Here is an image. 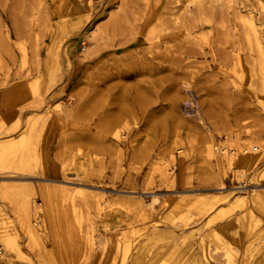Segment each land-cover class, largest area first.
<instances>
[{
    "label": "rangeland",
    "instance_id": "1",
    "mask_svg": "<svg viewBox=\"0 0 264 264\" xmlns=\"http://www.w3.org/2000/svg\"><path fill=\"white\" fill-rule=\"evenodd\" d=\"M189 1L0 0V264H264V0Z\"/></svg>",
    "mask_w": 264,
    "mask_h": 264
},
{
    "label": "bare ground",
    "instance_id": "2",
    "mask_svg": "<svg viewBox=\"0 0 264 264\" xmlns=\"http://www.w3.org/2000/svg\"><path fill=\"white\" fill-rule=\"evenodd\" d=\"M157 1V0H156ZM149 2V1H148ZM199 2V0H190L189 1V4H196V3H198ZM213 2V0H207V2H206V6H210V4ZM154 5V4H153ZM198 5V4H197ZM231 5V4H230ZM152 6V5H151ZM198 6H201V5H198ZM164 7V6H163ZM164 9V8H163ZM198 10H199V7L197 8ZM161 10V9H160ZM208 10H209V7H208ZM160 13V12H159ZM162 13V12H161ZM160 13V14H161ZM167 13H169V12H167ZM165 14V13H164ZM168 15V14H167ZM161 16H163V14L161 15ZM157 17H158V15H157ZM224 18V17H223ZM161 19V18H160ZM164 19V18H163ZM175 19H177V18H175ZM194 20V19H193ZM165 21V20H164ZM183 22V21H182ZM193 22H195V21H193ZM187 24H189V23H187ZM177 25V24H176ZM180 26V25H179ZM248 26H249V28L252 30V32H253V36H255L256 37V29H255V25H254V23H253V21H252V19H250L249 21H248ZM176 27V26H175ZM183 27V26H182ZM205 28V27H204ZM204 28H203V30H204ZM176 29V28H175ZM93 32H90V34H88V36L90 37V38H92L93 37V35H91ZM254 38V37H253ZM257 39V38H256ZM254 40H255V38H254ZM258 43V42H257ZM175 48H176V46H175ZM178 49V48H177ZM258 49L259 50H261V48L259 47V45H258ZM88 51V50H87ZM169 51V50H168ZM194 49L193 48H189V49H187L186 50V52L185 53H187V54H193L194 53ZM259 52V51H258ZM166 57V56H165ZM192 57V56H191ZM116 62V61H115ZM173 62H175V61H173ZM176 64V63H175ZM175 64H172V65H174L175 66ZM114 65V64H113ZM171 65V66H172ZM120 66V65H119ZM113 67V66H112ZM115 67V66H114ZM121 67V66H120ZM137 67V66H136ZM136 67H134V68H136ZM139 67V66H138ZM129 68H130V65H129ZM132 68V67H131ZM147 68V67H146ZM176 68V67H175ZM138 69V68H137ZM130 70V69H129ZM140 70V69H139ZM159 70H164V68L163 67H161V68H159ZM125 71V70H124ZM131 71V70H130ZM141 71V70H140ZM116 72H117V75H119V76H121V77H127V72L125 73V72H123V69H122V71H119V69H117L116 70ZM129 74V73H128ZM161 80V79H160ZM175 80V79H174ZM166 83H168V82H166ZM173 83V82H172ZM158 84H165V82H164V80L163 81H160ZM185 84V83H184ZM111 85V84H110ZM110 87V86H109ZM108 88V87H107ZM124 92V91H123ZM106 93V92H105ZM103 97V96H102ZM105 101V100H104ZM120 109V108H119ZM121 110V109H120ZM120 112V111H119ZM118 113V112H117ZM112 114H114V115H112V118L113 117H118V116H116L115 115V113H112ZM111 118V119H112ZM116 121V120H115ZM115 126V125H114ZM5 140V139H4ZM4 140H0V159H1V157L2 156H5V154H7V153H9L12 149H13V147L15 146V144H16V142H15V140H7V141H4ZM251 153V152H250ZM253 156H254V154H250V155H248V153H247V155H245V156H243V159H242V161H241V166L243 165V166H251L254 162V160H253ZM256 158H258V157H256L255 156V159ZM255 162H256V160H255ZM256 164V163H255ZM254 164V165H255ZM240 168V167H239ZM243 168V167H242ZM247 168H249V167H247ZM243 169H245V168H243ZM259 173H264V167L259 171ZM261 176V175H260ZM262 176H264V175H262ZM18 196H19V199H18V212H19V215L21 216V215H23V216H26V215H29L30 214V212H31V208H30V198H29V195L28 194H22L20 191H19V193H18ZM8 239V238H7ZM6 240V239H5ZM9 241H10V239H9ZM7 243H8V241H7ZM6 243V244H7ZM1 247V246H0ZM0 257H1V259H0V263H1V261H2V259H4L5 257H6V253H5V250L1 247L0 248ZM6 259V258H5ZM5 261V260H4Z\"/></svg>",
    "mask_w": 264,
    "mask_h": 264
},
{
    "label": "built area",
    "instance_id": "3",
    "mask_svg": "<svg viewBox=\"0 0 264 264\" xmlns=\"http://www.w3.org/2000/svg\"><path fill=\"white\" fill-rule=\"evenodd\" d=\"M189 106L191 107V103H190V105H189ZM189 106H188V107H189ZM0 248H1V247H0ZM0 259H1V257H0Z\"/></svg>",
    "mask_w": 264,
    "mask_h": 264
},
{
    "label": "crops",
    "instance_id": "4",
    "mask_svg": "<svg viewBox=\"0 0 264 264\" xmlns=\"http://www.w3.org/2000/svg\"><path fill=\"white\" fill-rule=\"evenodd\" d=\"M45 193H47L46 191H44Z\"/></svg>",
    "mask_w": 264,
    "mask_h": 264
}]
</instances>
